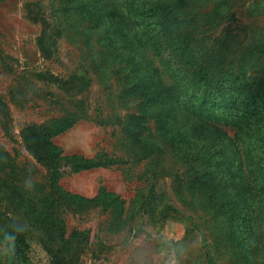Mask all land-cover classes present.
I'll return each instance as SVG.
<instances>
[{
    "label": "rangeland",
    "instance_id": "1",
    "mask_svg": "<svg viewBox=\"0 0 264 264\" xmlns=\"http://www.w3.org/2000/svg\"><path fill=\"white\" fill-rule=\"evenodd\" d=\"M82 1L89 0H0V148L14 158L21 169L19 175L32 176L29 180L37 183L45 184L51 171L48 159L43 156L47 151L33 134L37 137L52 131L71 111L81 108L86 116L68 131L52 138L63 155L104 160L105 154L111 160L124 158L125 162L133 157L127 147L130 137L127 135L132 133L135 145L142 146L148 141L145 140L147 130H158L151 119L141 121L138 127L135 120L130 119L139 109V100L145 98L143 87L135 88L139 84L136 75H129V68L134 65L116 58L117 53L109 56L107 67L102 63L105 56L95 45L116 44L108 35L107 43L99 42L104 41L101 40L103 26L96 21L99 14L86 12L96 8L98 0H92L85 8ZM180 3L184 14L194 21L187 19L176 27L174 38L184 40L182 38L186 37L183 46L194 50L198 61L216 65L228 79L245 76L249 82L256 80L255 89L264 96V0H180ZM56 17L63 24L58 37L50 35L54 32ZM90 25H96V36L88 33ZM130 39L134 45H152L146 35ZM88 54L92 56L87 58ZM98 62L99 75L90 74L87 87V75L81 65ZM118 69L119 76H112V70ZM250 88L251 84L247 85V89ZM74 104H77L76 110ZM226 131L231 136L234 134L228 128ZM254 148L253 143L242 140L238 142V154L233 157L241 155L238 166L249 175L248 192L259 204L263 183L252 175L262 165L251 158ZM31 149L39 157L42 155V162L32 156ZM134 162L130 160L126 165L120 162L110 165L109 162L106 167L74 175H66L69 168L58 162L63 175L59 184L64 191L88 200L98 197L74 207L62 203L59 209L58 216L66 227V235L76 233L71 251L76 252L74 258L78 264H168L173 256L179 264H264V224L253 215L249 217L248 208L244 213L248 215V227L254 237L261 238L258 253L253 237L241 240L227 228L218 237L213 236L208 228L212 227L217 234L216 227L212 226V220L206 224L209 218H202L199 209L192 214L193 222L185 216L180 219L165 215L166 196L180 208L170 188L177 178L176 171L177 175L185 173L169 156L157 165L167 167L175 163V173L164 169L153 178L147 169L145 171L148 161ZM1 175L12 182L8 168ZM262 177L264 174H259V178ZM153 184L156 185L154 192L162 199L155 212L142 204ZM2 191L6 192L7 187ZM104 192L112 195L105 196ZM0 214V224L4 227L7 219L16 225L25 223L12 201L1 195ZM32 237L28 256L34 264H46L48 254L37 242L43 238L42 234L34 232ZM207 243L212 250L210 257L204 250ZM56 247L59 248L53 243V248Z\"/></svg>",
    "mask_w": 264,
    "mask_h": 264
},
{
    "label": "trees",
    "instance_id": "2",
    "mask_svg": "<svg viewBox=\"0 0 264 264\" xmlns=\"http://www.w3.org/2000/svg\"><path fill=\"white\" fill-rule=\"evenodd\" d=\"M91 2L92 0L81 3L85 8ZM97 2L99 3L96 8L93 7L86 12L99 14L96 21H100L103 26L101 40H104L99 42L105 43L108 35L116 44L95 45L96 50L105 56L102 63L104 62L107 67L109 56L117 53L116 58L121 57L127 64L134 65L129 68V75H136L139 84L135 88L142 86L145 98L139 100L137 105L139 109H136L137 113L134 117L130 116V119L135 120L137 127L141 121L151 119L158 130L148 129L149 134L146 133V136L144 134L145 140L148 141L142 146L135 145L132 140L134 135L129 132L131 135H127L130 136L127 138V147L133 152V157L125 162L124 158L111 160L105 154L104 160L63 155L61 148L53 144L52 138L68 131L86 116L81 108L71 111L52 131L44 132L37 137L35 136L37 134H33L38 144L44 145L47 151L43 156L48 159L47 166L51 172L45 184L29 180L32 176L19 175L21 169L15 164L14 158L0 148V195L12 201L15 210L22 213L25 221L19 223L21 230L17 235L14 249L11 247L10 239L6 237L16 225L15 222L7 219L6 227L0 224L1 263L34 264L28 253L30 243L33 241L32 234L39 232L43 238H39L37 242L48 254L46 264H78L74 258L76 252L71 251L76 233L66 235V227L58 216L59 209L62 203L74 207L81 202L95 201L98 197L88 200L64 191L59 184L63 176L59 172V161L69 168L66 175L106 167L109 162L110 165L116 162L126 165L130 160L135 161V164L148 161L144 167L151 178L162 173L164 169L170 174L175 173L176 163L185 169L182 175H177L176 171L177 178L170 188L171 193L179 201L180 208L175 207L174 201L165 195L163 206L165 215L179 216L180 219L181 216H185L193 222L195 217L192 214L199 209L202 218H209L206 224L212 220V226L216 227L217 234L212 227L208 228L213 236L218 237L227 228L233 236L240 237L241 240L253 237L256 240L254 249L258 253L261 238L254 237L248 227L246 217L248 215L244 214L247 212L245 208H248L249 217L254 216L264 224V177L259 178V174H264V96L259 95L255 89L258 82L256 80L255 83L249 82L245 76L228 79L225 77L226 74L219 72L216 65L210 62L203 63L201 59L198 61L194 50L189 46H183L187 42L186 37L182 38L184 40L174 38L173 32H177L176 27L186 23L187 19L194 21L188 17L189 15L184 14L180 0ZM201 7L199 6L200 9ZM53 23L54 32L50 35L61 36L62 22L56 17ZM90 27V31L87 29L88 33L96 36L94 30L96 25ZM132 28L135 30L132 31ZM141 35L142 38L146 35L152 45L146 47L134 45L130 37L137 39ZM51 41L54 44V41ZM86 56L89 58L92 54ZM99 64L82 63L81 66H84V73L87 75L85 77L87 87L91 81L88 80L90 74L95 77L99 75L97 73ZM111 69H114V66ZM119 72V69L112 70L111 75L119 76ZM249 84L252 88L247 89ZM74 107L76 110L77 104H74ZM227 128L234 131L232 136L227 133ZM126 130L128 132L129 128L126 127ZM242 140L254 144L251 158L256 164L262 165L252 175L257 182L263 183L260 192L262 199L259 204L248 192L251 180L248 178L249 175L246 172L244 174V170L238 166L242 161L241 155L235 159L233 157L238 154L236 149L238 142ZM29 141L30 138L27 139L28 145ZM31 150L32 156L39 163L42 162L40 159L42 155L39 157L34 149ZM168 156L175 162L174 164L167 167L157 165ZM51 166L53 168L50 170ZM7 168L13 176L12 182L6 181V177L1 175ZM4 186L7 187L6 192L2 191ZM155 188V184L151 185L142 202L152 212H155L156 207L162 202L154 192ZM104 195L112 194L104 192ZM198 231L200 232V229ZM53 243L59 248L54 249ZM204 250L206 256L210 257L212 250L209 249V244Z\"/></svg>",
    "mask_w": 264,
    "mask_h": 264
},
{
    "label": "clouds",
    "instance_id": "3",
    "mask_svg": "<svg viewBox=\"0 0 264 264\" xmlns=\"http://www.w3.org/2000/svg\"><path fill=\"white\" fill-rule=\"evenodd\" d=\"M28 181H25V185L27 186ZM21 230V226L19 225H15L12 227V230L7 234L8 239H10L11 241V247L14 249L15 248V244H16V239H17V235L19 234ZM168 264H179V261L177 259L174 258H170L168 261Z\"/></svg>",
    "mask_w": 264,
    "mask_h": 264
}]
</instances>
